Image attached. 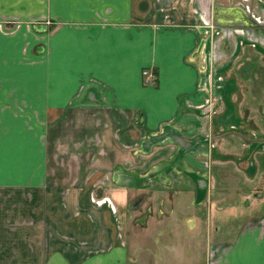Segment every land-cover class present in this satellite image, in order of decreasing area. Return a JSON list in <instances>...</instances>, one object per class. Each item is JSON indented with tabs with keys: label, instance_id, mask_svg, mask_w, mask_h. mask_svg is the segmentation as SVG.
I'll return each instance as SVG.
<instances>
[{
	"label": "crops",
	"instance_id": "1",
	"mask_svg": "<svg viewBox=\"0 0 264 264\" xmlns=\"http://www.w3.org/2000/svg\"><path fill=\"white\" fill-rule=\"evenodd\" d=\"M159 3L5 0L0 25L22 22L0 26V140L31 110L57 121L82 93L140 120L118 135L112 182L0 205V264H264V98L248 86L254 63H240L242 44L260 51L264 33L230 13L203 26L207 0Z\"/></svg>",
	"mask_w": 264,
	"mask_h": 264
},
{
	"label": "rangeland",
	"instance_id": "2",
	"mask_svg": "<svg viewBox=\"0 0 264 264\" xmlns=\"http://www.w3.org/2000/svg\"><path fill=\"white\" fill-rule=\"evenodd\" d=\"M159 1V6L163 1H166L165 4L163 3L164 7L171 5L172 2L182 4L184 2L192 3L194 0ZM215 1L222 6L243 4L254 13L255 18H264V0ZM13 3L16 10L22 9V0H13ZM4 7L5 0H0V9L4 11V14L0 16L7 18L8 16H4L6 12ZM161 14H159V20L163 19L164 21L159 25L168 22L163 18L165 16L163 11ZM8 21L9 23L1 25L4 26V29L8 26L10 32L16 31L22 22L20 16L17 15H13ZM215 28L217 29V26ZM242 45L243 57H241L240 63H248L250 60L254 63L255 74H253L252 83L249 82L248 86H252L255 96L264 98V46L256 52L253 50L254 48ZM243 68L252 69L247 65ZM155 83L156 81L153 86ZM96 97L86 93L79 94L76 98L77 106L62 110V114L55 121L56 123L45 122L44 125L43 114L31 110L30 120L29 117L24 118L28 123L23 127L25 131L22 127H13L12 135V127L8 128L9 137H13L14 140H0V205L2 210L5 209L3 204L7 201L12 204L14 212L15 210L19 211L21 200L41 199L43 196L38 189H43L41 190L42 194L47 193L49 187L53 185L94 184L100 187L112 182V176L115 175L112 172L118 167V161L122 160L119 159L117 153L118 135L121 136L124 126L126 129L129 128L127 123L130 120L136 123L140 117L129 116V114L118 110H108L102 105L101 96L97 95ZM87 103L92 104V108L89 110ZM33 122L34 125L31 124ZM3 129L4 127H0V137H2V131L5 130ZM21 137H24V140H21ZM26 137L29 138L28 141ZM261 157L264 159V156ZM262 167L261 176L264 180V164ZM40 168H45L44 174L37 173ZM130 200L132 201V198ZM126 210V220L131 219L130 222L135 223L133 213L129 212L128 207Z\"/></svg>",
	"mask_w": 264,
	"mask_h": 264
},
{
	"label": "water",
	"instance_id": "3",
	"mask_svg": "<svg viewBox=\"0 0 264 264\" xmlns=\"http://www.w3.org/2000/svg\"><path fill=\"white\" fill-rule=\"evenodd\" d=\"M207 2H208L207 3L208 5L206 6V9L203 12L208 22H211L212 24L214 25L216 24V26L217 25L219 26L220 24L217 23L216 17L220 16L222 18H226L223 15H219V13H224V14L230 13L237 18L239 25L254 31V33H256V31H261L264 33V29H262L264 25L261 23H258L251 16L243 15L242 13L238 12V10H223L221 12V9L217 7H213L211 3H209V0H207ZM140 202H141V199L136 200L130 204V207H137Z\"/></svg>",
	"mask_w": 264,
	"mask_h": 264
},
{
	"label": "built area",
	"instance_id": "4",
	"mask_svg": "<svg viewBox=\"0 0 264 264\" xmlns=\"http://www.w3.org/2000/svg\"><path fill=\"white\" fill-rule=\"evenodd\" d=\"M203 16H200V20H201V23L203 26H207V24L205 23V21L203 20L202 18ZM209 26V25H208ZM142 78H143V83L145 86L147 87H152L154 85V82H155V74L152 73L151 71L149 70H144L142 72ZM218 81H220L221 79H217ZM206 107L209 108V106L206 105ZM206 107H203L202 109L206 108ZM205 110V109H204Z\"/></svg>",
	"mask_w": 264,
	"mask_h": 264
},
{
	"label": "flooded vegetation",
	"instance_id": "5",
	"mask_svg": "<svg viewBox=\"0 0 264 264\" xmlns=\"http://www.w3.org/2000/svg\"><path fill=\"white\" fill-rule=\"evenodd\" d=\"M258 23H261L264 25V18H261V19H257V18H254ZM257 33V32H256ZM260 34V32H258Z\"/></svg>",
	"mask_w": 264,
	"mask_h": 264
},
{
	"label": "bare ground",
	"instance_id": "6",
	"mask_svg": "<svg viewBox=\"0 0 264 264\" xmlns=\"http://www.w3.org/2000/svg\"><path fill=\"white\" fill-rule=\"evenodd\" d=\"M202 18H203V20L205 21V23H206L207 25H209V24H208V21L206 20V18H205L204 16H203Z\"/></svg>",
	"mask_w": 264,
	"mask_h": 264
}]
</instances>
